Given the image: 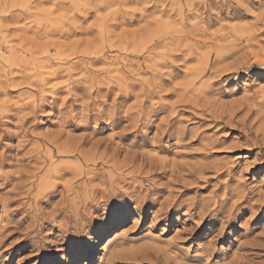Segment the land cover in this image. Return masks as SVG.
Listing matches in <instances>:
<instances>
[{
    "label": "rangeland",
    "instance_id": "1",
    "mask_svg": "<svg viewBox=\"0 0 264 264\" xmlns=\"http://www.w3.org/2000/svg\"><path fill=\"white\" fill-rule=\"evenodd\" d=\"M0 264H264V0H0Z\"/></svg>",
    "mask_w": 264,
    "mask_h": 264
},
{
    "label": "bare ground",
    "instance_id": "2",
    "mask_svg": "<svg viewBox=\"0 0 264 264\" xmlns=\"http://www.w3.org/2000/svg\"><path fill=\"white\" fill-rule=\"evenodd\" d=\"M192 4H193V3H192ZM191 6H192V5H191ZM193 6H194V5H193ZM191 8H192V7H191ZM178 11L180 12V9H178ZM182 13H183V12H181L180 14L182 15ZM178 14H179V13H178ZM194 30H195V29H194ZM194 30H192V32H191V31H190V32H191V33H193V32H194ZM178 33H179V32H178ZM191 33H190V34H191ZM186 34H187V33H186ZM171 35H172V34H171ZM176 36H177V35H176ZM112 238H113V235H112V236H110V237L108 238V244H109V243H111V242L113 241V239H112Z\"/></svg>",
    "mask_w": 264,
    "mask_h": 264
}]
</instances>
